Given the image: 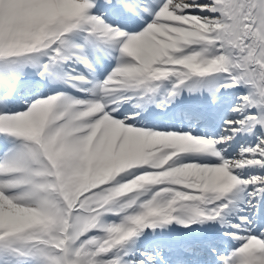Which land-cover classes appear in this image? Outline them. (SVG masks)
<instances>
[{
	"label": "snow or ice",
	"instance_id": "obj_1",
	"mask_svg": "<svg viewBox=\"0 0 264 264\" xmlns=\"http://www.w3.org/2000/svg\"><path fill=\"white\" fill-rule=\"evenodd\" d=\"M0 264H264V0H0Z\"/></svg>",
	"mask_w": 264,
	"mask_h": 264
}]
</instances>
